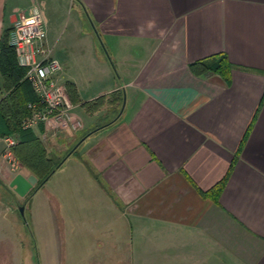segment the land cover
Returning <instances> with one entry per match:
<instances>
[{
  "label": "crops",
  "instance_id": "0c3cea01",
  "mask_svg": "<svg viewBox=\"0 0 264 264\" xmlns=\"http://www.w3.org/2000/svg\"><path fill=\"white\" fill-rule=\"evenodd\" d=\"M48 1L0 0V39L21 14L42 12L59 80L67 96L66 82L74 84V109L91 119L73 109L82 127L51 138L56 148L123 104L59 169L100 208L121 209L115 220L179 230L183 264H264V0H73L92 30L81 23L65 41L49 37ZM92 31L116 76L96 41L82 39ZM218 53L233 66L228 82L192 73L190 63ZM101 95L105 104L86 111L82 104ZM4 147L0 137V199L16 173L29 175L8 168ZM225 176L216 202L201 194Z\"/></svg>",
  "mask_w": 264,
  "mask_h": 264
},
{
  "label": "rangeland",
  "instance_id": "374dc122",
  "mask_svg": "<svg viewBox=\"0 0 264 264\" xmlns=\"http://www.w3.org/2000/svg\"><path fill=\"white\" fill-rule=\"evenodd\" d=\"M42 10L51 41L60 36L63 41L73 38L81 23L85 30H92L86 18L79 17L73 0H49ZM94 35L82 39L96 41L97 50L116 76L104 39L96 31ZM92 61L87 53L86 63L95 71ZM117 112L107 118L95 115L92 120L101 123ZM74 113L84 122L91 121L80 107ZM44 143L59 154L66 151L57 149L51 138ZM91 194L74 185L60 169L30 195L22 197L11 188L2 190L0 208L4 203L11 207L0 209V264H183L179 230L130 221L127 216L115 220L121 209L117 208L118 215L105 203L100 208Z\"/></svg>",
  "mask_w": 264,
  "mask_h": 264
},
{
  "label": "trees",
  "instance_id": "16d2710c",
  "mask_svg": "<svg viewBox=\"0 0 264 264\" xmlns=\"http://www.w3.org/2000/svg\"><path fill=\"white\" fill-rule=\"evenodd\" d=\"M10 29L11 27L4 30L0 39V87L2 89L0 95V137L10 135L15 138L16 142L11 148L13 155L18 160L21 168L26 169L29 174H33L37 178L36 185L26 194L27 196L42 186L62 166L66 158L76 152L77 147L87 136L111 124L120 114L122 101L115 117L101 123L96 122L92 127L85 130L63 154H59L55 150H49L34 129H23L20 126L22 119L29 114L27 103L35 101L37 98L29 82L24 78L25 68L18 64L14 48L8 43ZM232 67L228 57L223 53L189 64L192 73L196 75L208 72L217 73L225 82L229 81ZM65 85L71 102L78 103L79 98L74 84L66 82ZM112 96L114 100L117 99V95ZM105 99L106 96L101 95L82 105L86 111L95 112L105 104ZM109 114L111 112L107 111L101 117L107 118ZM225 180L226 176L201 194L216 202Z\"/></svg>",
  "mask_w": 264,
  "mask_h": 264
},
{
  "label": "built area",
  "instance_id": "2783aa9c",
  "mask_svg": "<svg viewBox=\"0 0 264 264\" xmlns=\"http://www.w3.org/2000/svg\"><path fill=\"white\" fill-rule=\"evenodd\" d=\"M8 43L14 48L18 64L25 68L24 78L37 98L27 103L29 114L22 119L21 128L36 130L43 142L67 130L80 129L82 123L73 113L75 106L59 80L62 65L46 42L42 12L37 9L18 16L12 23ZM2 140L5 143L2 159L11 171L20 170L11 151L15 138L8 135Z\"/></svg>",
  "mask_w": 264,
  "mask_h": 264
},
{
  "label": "water",
  "instance_id": "95a60500",
  "mask_svg": "<svg viewBox=\"0 0 264 264\" xmlns=\"http://www.w3.org/2000/svg\"><path fill=\"white\" fill-rule=\"evenodd\" d=\"M37 183V178L33 174L23 175L22 173H16L9 182V187L13 189L15 193L20 196H25ZM21 214L23 208H20Z\"/></svg>",
  "mask_w": 264,
  "mask_h": 264
}]
</instances>
